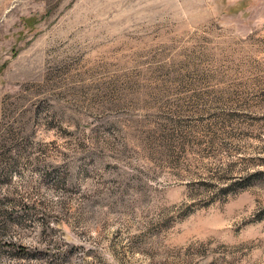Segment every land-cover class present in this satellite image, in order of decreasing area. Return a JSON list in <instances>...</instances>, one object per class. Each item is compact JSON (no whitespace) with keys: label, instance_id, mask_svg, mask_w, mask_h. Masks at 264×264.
Wrapping results in <instances>:
<instances>
[{"label":"rangeland","instance_id":"1","mask_svg":"<svg viewBox=\"0 0 264 264\" xmlns=\"http://www.w3.org/2000/svg\"><path fill=\"white\" fill-rule=\"evenodd\" d=\"M0 264H264V0H0Z\"/></svg>","mask_w":264,"mask_h":264}]
</instances>
